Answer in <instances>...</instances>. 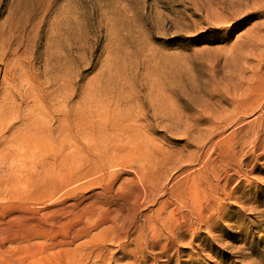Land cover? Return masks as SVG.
Segmentation results:
<instances>
[{"label": "rangeland", "instance_id": "374dc122", "mask_svg": "<svg viewBox=\"0 0 264 264\" xmlns=\"http://www.w3.org/2000/svg\"><path fill=\"white\" fill-rule=\"evenodd\" d=\"M263 86L264 0H0V177L15 179L0 188V264H67L58 247L34 252L78 227L70 210L73 224L53 227L61 201L48 192L92 161L86 145H110L119 120L148 139L167 192L194 172L211 184L200 205L214 204L203 222L191 207L192 229L164 230L143 254L128 241L129 254L109 244L100 260L90 246L81 264H264ZM123 160H105L115 167L70 195L101 191L122 170L131 179L139 162ZM184 202L167 213L179 219Z\"/></svg>", "mask_w": 264, "mask_h": 264}, {"label": "bare ground", "instance_id": "6f19581e", "mask_svg": "<svg viewBox=\"0 0 264 264\" xmlns=\"http://www.w3.org/2000/svg\"><path fill=\"white\" fill-rule=\"evenodd\" d=\"M263 88H264V86H263ZM263 88H262V90H263ZM252 96H251V98H252ZM247 97H249L248 100L251 99L250 96H247ZM233 115H235V114L233 113L231 118H233ZM227 117H229V116H227ZM227 117H224V118L226 119ZM235 118H237V117H235ZM120 121L121 120L117 121L120 124H117V123L115 124L114 131L111 130L112 131L111 132V131L107 130V134L111 133L110 135H108V136H106V134L104 135V137L106 136L105 137L106 141H108V143L110 144L109 146L107 144H106L107 146H103L105 143L104 140H103L104 143H101V144H99L97 141H93V143L91 145H86L87 146L86 150H87V148H90V150H91L90 152L94 156V158L90 159L92 161L88 162V164L84 165V167H81L79 172H77L73 176L71 174L70 176L66 175L65 177H62L61 183L60 184L54 183L51 190H49V192H48L49 198L53 199V198L58 197V199L60 198L59 201H61V203H59L57 206L55 204V207L51 211L53 214L57 215V217L54 220L53 227L56 228L58 225L62 226L63 224H66V223L68 224V220H69L68 216L72 214L71 217L74 220H76V221H74V222H76V224L74 223L75 226L78 225L75 233L71 234V235H69V233H68L67 235H69V236H67L66 234L64 236V234H63V236H61L59 239H55L53 237L55 240H53L50 243V245L47 244L45 246V247H47L45 250L44 249H35V250H37V251L34 250L35 253L36 252H42V253L47 252L48 250H51L53 248L58 247L61 249L60 251L63 252V255H62L63 257H61V259L64 258L67 261V264H81L80 261H82V256L85 255L86 248H88L90 246H91L89 248L90 254H88V255H92V254L96 253L95 257H98L101 260L102 259L101 256L104 254V251H107L108 253L110 252L109 248H108L109 244L110 245L111 244H117L118 249L121 252H123V253L126 252L129 254V252H127V250L130 246L126 245L125 243H129L128 241H130L129 244L135 243L136 247L139 248V250L143 254L144 252L147 251V241L149 242V239H151V240L158 239V242H161V236L163 235L164 230L171 232L170 235H172L173 238H177L178 232H180V231L182 232V231H185L188 229H192L191 228L192 227V221H191L192 218L190 219L189 217H191V216L188 215V213L191 210V207L193 209L192 211L197 210L196 215H198V219H200V222H203L204 215H206V213L209 211V209H211L210 207L213 206V204H214L212 202L214 197H213V199H211L212 198L211 197V198H209V201L205 204V206L203 204L200 205L201 204L200 203L201 198L203 196H205L206 198L208 197L207 189L204 186L205 183L207 184L206 180H203L202 178L197 177L198 175L196 176V173H194V172L192 174L190 172H188V173H190V175H187L186 177H184V180H183V177L180 179V180L184 181L183 182L184 187L182 184V187H183V190L181 189L182 191L179 190L178 187L176 189L175 185H177V183L175 182L176 183L175 185L172 184L174 187L172 185H171L172 187H170V188H173V189H171L172 191L169 190L170 193L167 192V190L164 186L165 181L168 182L167 178H165V180L163 182L161 181V179H160L161 173L155 171V169L153 168V160L151 161L149 159V158H151V156L146 155L147 154V140L148 139L145 140L146 138L143 139V138H139V137L138 138H135V137L129 138V136L126 134L127 132H126L125 126L123 124H121L122 121L121 122ZM226 121L227 120H224V124ZM240 121H242V120H240ZM123 123H124V121H123ZM216 123H215V125H217ZM240 123H238V124H240ZM228 124H230V123H228ZM76 125L80 126L81 124L79 122H77ZM107 125H109V124H107ZM194 125H196V124H194ZM198 125H199V123H198ZM110 126H111V123H110ZM95 127L94 126L91 127V131ZM195 127H193V129ZM253 127H254V125L252 126V131H253ZM235 128H237V127L235 126ZM233 129H234V127H233ZM138 130H141V127ZM95 131L93 132L92 135H94ZM97 131L99 134L104 132L102 130H97ZM73 132H76L77 134L81 135V136H79V138H82L83 135L80 132H78L76 129H74ZM113 132H115V133H113ZM140 132L141 131H139V133ZM211 133L213 134L212 131H211ZM73 136L78 137V135H75V134H73ZM235 136L236 135H234V137ZM245 136L246 135H243V138ZM255 138L252 140V142L255 140ZM257 140H259V139H257ZM225 143H223L224 146H225ZM253 143L255 144V142H253ZM258 143H259V145H257V148L260 149L262 147L261 145L264 144V135L262 136V139H260V141ZM197 145H200V142L197 143ZM204 147H205V145H204ZM209 147H210V145H209ZM206 148H208V146H206ZM212 149H211V152H212ZM199 150H201V149H199ZM206 151H208V149ZM87 152H89V151L87 150ZM87 154L89 155V153H87ZM261 155H260V157H261ZM195 156H196V154H195ZM221 156H223V155L221 154ZM225 156H227V155H225ZM125 158H128L129 160H131V162H132V160H136L137 162H139V166L137 165L138 167L135 168L132 172V178L131 179L121 180L123 175L125 174L122 170V172L120 171V172L115 173L117 175L109 183H107L106 187L103 188L101 191L91 190V191H88L85 193L79 192L75 196L70 195L71 192L74 191L73 189H75V188H77L79 190H81V188H83L84 190H85V188L89 189V187L92 184H94L97 180H99V177L102 179L103 176H105V172L102 173V171L105 168L115 167V166H113L112 162H110L111 159L112 160L113 159L114 160H116V159H124L125 160ZM107 159L108 160L110 159V161H105ZM158 159H159V157H158ZM195 159H197V158H195ZM202 160H206V159L203 158ZM66 161H68V160H62L61 163H65ZM181 161L182 160H180L177 165H174L175 170H178L181 168V166H180ZM190 161H191V159H190ZM128 162H126V163H128ZM193 162H194V160H193ZM207 162H208V160H207ZM133 163H135V162H133ZM156 163H157V160H156ZM191 163H192V161H191ZM202 163H205V161H203ZM129 164L130 163H128V165ZM135 164H137V163H135ZM158 164H160V162ZM120 165L118 164V166H120ZM160 165L158 166L159 168L161 167ZM199 165H200V163H199ZM211 166L214 169V166L212 164H211ZM203 167L208 168V166H205V165ZM203 167H201V168H203ZM218 167L219 166H217V168ZM198 169H200V167ZM205 169H202V170H205ZM108 170H109V168H108ZM202 170H200V172H202V175H203L204 171H202ZM127 171H125V172H127ZM186 171H188V170H186ZM186 171L184 170V172H186ZM100 173L103 175L100 176ZM208 173H210V171ZM206 174L204 177H206ZM9 176H10V174L7 175V177H6L7 179H5V180L0 177V188H1L2 184H4L3 181H7V183H6L7 186L9 185L11 187H14L15 179L13 177H9ZM180 176H182V175H180ZM200 176H201V174H200ZM177 177H179V175ZM201 177H203V176H201ZM180 180L178 181V183L180 182ZM166 185H167V183H166ZM212 186H214V184H212ZM225 186L226 185H224V187H223L224 189H225ZM166 187L169 189L168 186H166ZM207 187H211V184H207ZM219 187L222 188L221 185L217 186V188H219ZM11 189H14V188H11ZM209 191H211V190H209ZM167 193H169L168 196H166ZM193 197H196V200H194L193 202L187 201L188 205L190 204L188 207V205L184 201L187 200L188 198H193ZM58 199H56V200H58ZM207 200H208V198H207ZM183 202L185 203L184 204L185 206L183 207V210L185 209V212L182 210H179V211H182V212H179L180 213L179 219L175 217V215H177L178 212L174 211V209L167 213V211L171 207L173 208V206H176L178 204L181 205ZM53 203H54V201H53ZM155 205H158V207H157L156 211L153 213L154 215L150 216V215H144L143 214L142 211L145 208H147L149 206H155ZM176 209H178V207ZM68 210H70V212L72 211L73 213L68 214V216H67V214L65 215L64 213H66V211H68ZM187 210H188V212H187ZM9 214H11V213H9ZM193 214H194V212H193ZM56 215H54V216H56ZM211 217L212 216H208V219H206V220H209ZM141 218H142L143 223L139 224L140 223L139 220ZM85 219L87 222L85 221ZM69 222L71 223V220H69ZM194 222H196V221H194ZM71 224H73V221ZM53 227L51 230H54ZM56 230H58V229H56ZM58 231H60V229ZM57 233H55V235H57ZM60 234L62 235L61 231H60ZM76 243H79V244H76ZM73 244H76V247L74 249L71 248ZM160 244L161 243H159V245ZM171 247L172 246L170 245L169 248H171ZM167 248H168V245L165 244V247L163 248L164 250L161 249V250H163V252L161 254H164V251ZM62 252H60V254ZM110 253H109V255H110ZM106 256L104 259L109 260V257L108 256L106 257ZM110 257L113 258V256H110ZM86 258H89V256ZM105 262L106 261L104 260V264H105ZM138 262H140V261H138ZM138 264H140V263H138Z\"/></svg>", "mask_w": 264, "mask_h": 264}]
</instances>
